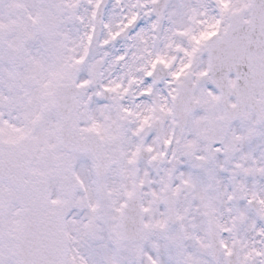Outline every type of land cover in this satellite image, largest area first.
Wrapping results in <instances>:
<instances>
[{
    "label": "snow or ice",
    "instance_id": "1",
    "mask_svg": "<svg viewBox=\"0 0 264 264\" xmlns=\"http://www.w3.org/2000/svg\"><path fill=\"white\" fill-rule=\"evenodd\" d=\"M0 264H264V0H0Z\"/></svg>",
    "mask_w": 264,
    "mask_h": 264
}]
</instances>
